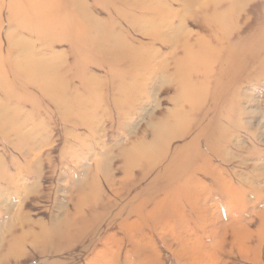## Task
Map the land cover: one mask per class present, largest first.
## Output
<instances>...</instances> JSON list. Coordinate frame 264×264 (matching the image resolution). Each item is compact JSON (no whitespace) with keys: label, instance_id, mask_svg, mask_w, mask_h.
<instances>
[{"label":"rangeland","instance_id":"rangeland-1","mask_svg":"<svg viewBox=\"0 0 264 264\" xmlns=\"http://www.w3.org/2000/svg\"><path fill=\"white\" fill-rule=\"evenodd\" d=\"M0 264H264V0H0Z\"/></svg>","mask_w":264,"mask_h":264},{"label":"bare ground","instance_id":"bare-ground-1","mask_svg":"<svg viewBox=\"0 0 264 264\" xmlns=\"http://www.w3.org/2000/svg\"><path fill=\"white\" fill-rule=\"evenodd\" d=\"M238 1H243V0H238Z\"/></svg>","mask_w":264,"mask_h":264}]
</instances>
